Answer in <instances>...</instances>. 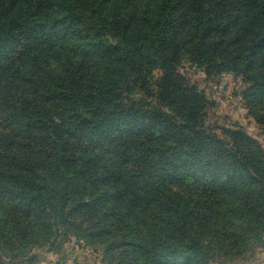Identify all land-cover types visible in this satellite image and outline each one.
I'll return each mask as SVG.
<instances>
[{"label": "trees", "instance_id": "1", "mask_svg": "<svg viewBox=\"0 0 264 264\" xmlns=\"http://www.w3.org/2000/svg\"><path fill=\"white\" fill-rule=\"evenodd\" d=\"M184 57L242 75L264 103V0H0V112L23 138L0 141V264L111 224L142 263L207 264L186 228L197 191L169 181L199 170L227 179L226 164L264 200V162L208 131L207 99L177 71ZM153 219L179 241L138 235ZM131 227L141 238L128 239Z\"/></svg>", "mask_w": 264, "mask_h": 264}, {"label": "rangeland", "instance_id": "2", "mask_svg": "<svg viewBox=\"0 0 264 264\" xmlns=\"http://www.w3.org/2000/svg\"><path fill=\"white\" fill-rule=\"evenodd\" d=\"M177 71L185 77L190 87L207 99L204 121L208 131L227 140L240 155L264 162V123H259L248 108L253 104L257 112L264 113V103L258 95L249 94V84L242 75L233 71L208 74L204 66L190 57L182 59ZM160 76L161 71L157 70L155 77ZM142 95L141 91H137L133 97ZM10 135L16 142L23 139L12 119L1 111L0 141ZM227 166L222 164L223 171L229 174L227 179L199 170L192 178L178 183L171 180L169 184L185 197L192 196L191 191H197L192 201L195 207L194 224L189 220L186 228L209 252L207 264H264V200L260 189L249 173H231L226 171ZM222 182L224 185L220 184ZM229 184L230 187H227ZM216 186H220V190L212 189ZM225 188L228 189L226 194ZM227 194L229 197L226 199L233 203L232 209H228L227 201H222L223 195ZM154 222L153 219L151 224L140 227L138 235L146 234L149 240L156 242L162 239L179 241L178 238L172 239V234H163ZM130 229L133 234H128L129 240L139 237L132 227ZM121 230L118 224H111L101 237L79 239L71 232L59 235L53 247L35 248L30 258L20 264H122L125 261L130 264L131 260H134V264H147L141 262V252L135 245L114 243L119 239ZM151 260L149 264H153ZM162 263L156 260L154 264ZM171 264L194 263L181 258Z\"/></svg>", "mask_w": 264, "mask_h": 264}]
</instances>
